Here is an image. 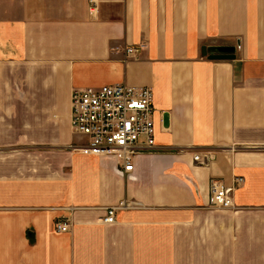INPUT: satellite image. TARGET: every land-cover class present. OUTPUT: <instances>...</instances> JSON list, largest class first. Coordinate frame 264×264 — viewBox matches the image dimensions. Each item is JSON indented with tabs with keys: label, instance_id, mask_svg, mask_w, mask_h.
<instances>
[{
	"label": "crops",
	"instance_id": "1",
	"mask_svg": "<svg viewBox=\"0 0 264 264\" xmlns=\"http://www.w3.org/2000/svg\"><path fill=\"white\" fill-rule=\"evenodd\" d=\"M90 9L0 0V264H264V0ZM121 84L154 94L156 146L129 177L70 149L73 91ZM240 179L235 209H211V182Z\"/></svg>",
	"mask_w": 264,
	"mask_h": 264
},
{
	"label": "built area",
	"instance_id": "2",
	"mask_svg": "<svg viewBox=\"0 0 264 264\" xmlns=\"http://www.w3.org/2000/svg\"><path fill=\"white\" fill-rule=\"evenodd\" d=\"M89 2L91 14L96 13L98 0ZM140 52V48H128L126 60L137 58ZM154 115V94L148 87L121 84L74 90L71 99V128L80 141L71 145L70 149L84 156L114 158L121 173L129 177L135 169V158L156 146ZM210 160V154L194 157L195 163L199 165H207ZM242 183L240 179L236 185L228 186L221 180H213L210 208L235 209L233 195ZM136 208V203L124 200L107 211L103 223L114 225L118 211ZM69 228L67 223L56 224L59 233H66Z\"/></svg>",
	"mask_w": 264,
	"mask_h": 264
},
{
	"label": "water",
	"instance_id": "3",
	"mask_svg": "<svg viewBox=\"0 0 264 264\" xmlns=\"http://www.w3.org/2000/svg\"><path fill=\"white\" fill-rule=\"evenodd\" d=\"M213 54H220L211 56V60H235L236 48L235 47H219L211 50Z\"/></svg>",
	"mask_w": 264,
	"mask_h": 264
}]
</instances>
